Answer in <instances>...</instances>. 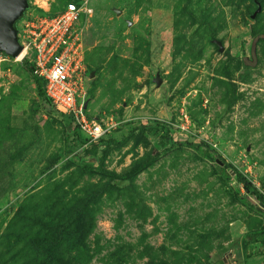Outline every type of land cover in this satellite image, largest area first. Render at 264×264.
Instances as JSON below:
<instances>
[{"label":"rangeland","instance_id":"1","mask_svg":"<svg viewBox=\"0 0 264 264\" xmlns=\"http://www.w3.org/2000/svg\"><path fill=\"white\" fill-rule=\"evenodd\" d=\"M79 1L85 115L115 126L88 145L20 59L0 65V264H260L264 210L213 167L223 159L264 197V0L46 9Z\"/></svg>","mask_w":264,"mask_h":264},{"label":"built area","instance_id":"2","mask_svg":"<svg viewBox=\"0 0 264 264\" xmlns=\"http://www.w3.org/2000/svg\"><path fill=\"white\" fill-rule=\"evenodd\" d=\"M39 2L38 12L27 10L16 23L23 52L20 61L32 76L42 80L43 95L52 110L69 118L72 128L88 145L97 144L109 137L115 124L111 118L102 121L85 115L87 87L78 24L87 13L86 2H69L54 14L46 9L48 0ZM8 59L0 53V65ZM226 264H237L235 256L230 255ZM260 264H264V258Z\"/></svg>","mask_w":264,"mask_h":264},{"label":"trees","instance_id":"3","mask_svg":"<svg viewBox=\"0 0 264 264\" xmlns=\"http://www.w3.org/2000/svg\"><path fill=\"white\" fill-rule=\"evenodd\" d=\"M67 3H69V2H66L65 4H67ZM73 3H78V2H73ZM64 4V5H65ZM63 5V6H64ZM62 8V7H61ZM60 8V9H61ZM56 11H54V12H50L49 11V13H51V14H54ZM15 28H16V23H15ZM25 64V63H24ZM25 68H26V71H27V74H28V77H29V80L31 81V83L34 85V88H35V93H36V96H37V98H38V100L41 102V103H43V104H46L47 105V107L49 108V109H51L52 110V108L50 107V105L48 104V102H47V100L44 98V95H43V82H42V80L41 79H39V78H36V77H34V76H32L31 75V72H30V69H29V67L25 64ZM53 111V110H52ZM68 120H69V123L71 124V120L68 118ZM73 130H74V133H75V138H78V139H80V140H82V141H84V139L83 138H81L79 135H78V133H77V131H76V129L75 128H73ZM164 137H165V140H166V142L167 143H169L171 146H173V147H182V146H186V145H188V143L187 142H173L172 140H171V138L167 135V131L165 130L164 131ZM108 138H105V139H103V140H101L100 142H98V143H100V144H106L107 142H108V140H107ZM110 141V140H109ZM85 142V141H84ZM97 143V144H98ZM101 147H104L103 145H100ZM99 148V147H98ZM103 159H104V152L101 154V156H100V158H99V164L103 161ZM219 161H220V163L222 164V167H218L217 165H214V167H213V170L215 171V173L216 174H218V176L221 178V179H223V180H226V179H228L230 176H233V178H234V180H235V182L236 183H238L239 185H241V187L243 188V190L244 191H246V192H251V194L254 196V198H255V200L257 201V203L258 204H261V205H263L264 206V197L263 196H261V195H259L254 189H251L250 190V188H251V184H250V182H248L240 173H238L235 169H233L231 166H229L228 164H226L225 162H224V160L223 159H221V158H219ZM152 159L151 158H148L147 160H146V162L142 165V166H136V167H133L132 169H131V171H130V175L129 176H126V178L125 179H131L132 177H134V176H136L139 172H141L144 168H146L147 166H149L150 164H152ZM227 169H229V171L230 172H226V170ZM99 171H100V173L101 174H103V175H105V176H107V177H109L110 179H112L113 178V176H114V174H111V173H108V172H105V171H102V170H100L99 169ZM122 180V179H121Z\"/></svg>","mask_w":264,"mask_h":264},{"label":"water","instance_id":"4","mask_svg":"<svg viewBox=\"0 0 264 264\" xmlns=\"http://www.w3.org/2000/svg\"><path fill=\"white\" fill-rule=\"evenodd\" d=\"M28 0H0V53L15 59L22 51V46L17 39V31L15 23L21 20L28 10ZM115 14L120 12L115 10ZM251 15L249 20H253ZM219 51L222 50L220 44L216 42ZM153 82L156 87H159L161 80L158 75H155ZM259 207L264 210V206L259 204Z\"/></svg>","mask_w":264,"mask_h":264},{"label":"crops","instance_id":"5","mask_svg":"<svg viewBox=\"0 0 264 264\" xmlns=\"http://www.w3.org/2000/svg\"><path fill=\"white\" fill-rule=\"evenodd\" d=\"M259 259H260L259 256L251 257V260H249L248 264H257ZM237 260H238V258H237Z\"/></svg>","mask_w":264,"mask_h":264},{"label":"bare ground","instance_id":"6","mask_svg":"<svg viewBox=\"0 0 264 264\" xmlns=\"http://www.w3.org/2000/svg\"><path fill=\"white\" fill-rule=\"evenodd\" d=\"M90 10L87 8V12H89ZM22 55H23V52H21L19 55H18V57L16 58V59H20L21 57H22Z\"/></svg>","mask_w":264,"mask_h":264}]
</instances>
